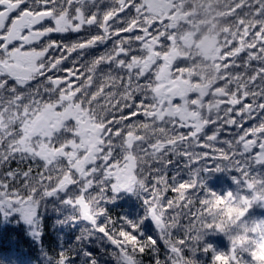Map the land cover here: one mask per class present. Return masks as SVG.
I'll return each instance as SVG.
<instances>
[{
  "label": "snow or ice",
  "instance_id": "snow-or-ice-1",
  "mask_svg": "<svg viewBox=\"0 0 264 264\" xmlns=\"http://www.w3.org/2000/svg\"><path fill=\"white\" fill-rule=\"evenodd\" d=\"M165 11L156 0H0V212L32 225L45 202L63 193L62 203L90 225L81 240L102 235L117 264H133L126 252L135 264H145V255L151 264H177L185 245L187 264H200V254L208 264H264V220H245L264 202V176L251 173L264 165V29L238 57L255 71L221 97L216 121H200L183 97L167 92L174 33ZM93 66L119 81L124 98L105 117L82 99L95 96ZM149 126L148 135L138 131ZM227 169L251 197L207 191L202 174ZM177 170H187V180ZM122 190L143 197V217L107 215L104 205ZM149 219L154 235L141 230ZM213 233L228 237V252L207 243ZM86 256L99 264L91 251ZM52 264L75 261L65 252Z\"/></svg>",
  "mask_w": 264,
  "mask_h": 264
},
{
  "label": "trees",
  "instance_id": "trees-1",
  "mask_svg": "<svg viewBox=\"0 0 264 264\" xmlns=\"http://www.w3.org/2000/svg\"><path fill=\"white\" fill-rule=\"evenodd\" d=\"M261 3H264V0H179L174 5L172 14L175 17L171 19V30L174 35L167 54L172 49L179 50V54L171 62L170 74L174 79L182 75L186 86L208 90L204 99L202 94L196 93L191 97L194 101L192 107L200 121H216L224 109L221 97L232 89L233 85L246 83L248 74L255 71L254 67H246L241 63L238 57L248 48L249 45L245 41L252 33L257 28L264 29V18H261L264 8L259 7ZM186 36L197 42L205 37L213 39L218 45V52L214 57H207L195 46L187 48L184 45ZM259 39L260 37L256 36L252 40V47L256 46ZM86 59L87 56L82 58ZM229 60L231 63H226ZM177 64L180 65L179 71L173 70ZM92 71L95 83L91 91L95 92V96L89 100L86 94L82 99L88 102L87 106L96 114L105 117L114 112L124 98L119 95V81L109 80L106 68L103 71H96V66H93ZM237 72L240 73L238 77L234 75ZM196 95L198 97H195ZM7 107L11 113L12 104H8ZM150 130L151 126L148 129H138L145 135H148ZM224 135L226 134H222L221 138ZM15 166L13 162V167ZM179 167L182 168L183 164L181 163ZM177 171L187 180V170ZM251 173L264 176V165L253 167ZM172 174V166H169L168 175ZM202 175L205 176L204 184L207 191L221 197L229 192L239 197V191L248 190L243 184L236 182L238 174L231 169ZM188 191L191 192L192 189ZM112 195L109 193V196ZM174 195L172 192L166 193L168 198ZM199 195L203 198L204 193ZM64 198V194L61 193L45 202L36 220L39 234L36 227L35 235L31 234L28 226L17 214L5 218L0 212V264H52V258L65 252L73 256L75 264H87L88 251L93 253L99 264H117V260L108 254L112 246L102 235L81 240L82 234L90 225L82 219L75 218V211L62 203ZM104 207L107 215L113 219L135 220L144 216L143 197L135 192L121 191ZM245 220L249 223L264 220V206L258 202L250 208ZM100 222H104V217H101ZM141 230L145 235H154L155 225L150 219L145 220ZM206 241L213 245L217 252L226 253L231 247L228 237L223 233L209 234ZM198 242L196 239L192 240V244ZM126 243L129 248L138 247L132 240ZM159 243L162 246V241ZM125 255L135 264V253L126 252ZM190 258V246L185 245L177 255V264H187ZM197 259L200 260V264H208L211 258L200 254ZM145 264H151L150 256L145 255ZM161 264H164L163 259Z\"/></svg>",
  "mask_w": 264,
  "mask_h": 264
},
{
  "label": "rangeland",
  "instance_id": "rangeland-1",
  "mask_svg": "<svg viewBox=\"0 0 264 264\" xmlns=\"http://www.w3.org/2000/svg\"><path fill=\"white\" fill-rule=\"evenodd\" d=\"M179 0H156V3L158 6H164L166 8L165 11V16H168L169 14H172V12L174 11V5L176 4V2H178ZM177 16V15H176ZM174 14L171 15V19L174 18ZM202 40L200 39L198 42L194 41L192 39V37L190 36H186L185 38V43L184 45L187 48H191L193 46H195L197 43H200ZM218 52V45L217 43L213 40V39H208V42L205 43L203 49L201 50V53H204L207 57H214L216 55V53ZM179 54V50L177 49H172L167 55L169 57L168 62H173L174 59L177 58ZM19 71L21 72H27L28 69L26 67H21L19 69ZM169 75V72H168ZM182 75H179V78L174 79L172 75H170V86L167 88V92L171 91L175 88L178 89L176 96L179 97H183L184 98V108L186 110H192V113L194 114V116L199 119L198 115H196L195 110L193 109L192 105H193V95L196 94H202V99L205 98V96L207 95V89L204 90H199L197 88H194L192 86H186L185 85V81L183 80L184 78L182 77ZM195 97H198L197 95ZM194 97V98H195ZM192 100V101H191ZM197 100V99H195ZM176 107H179V105H177ZM239 195L240 196H247V197H251L252 193L249 192L248 190H245L243 192L239 191ZM263 206H264V202H260ZM4 214V213H3ZM13 214H8L5 215V218H10ZM23 220V219H22ZM23 222L28 226L30 232L32 235H35V230H36V221L35 224L30 225L29 223H27L26 221L23 220Z\"/></svg>",
  "mask_w": 264,
  "mask_h": 264
},
{
  "label": "water",
  "instance_id": "water-1",
  "mask_svg": "<svg viewBox=\"0 0 264 264\" xmlns=\"http://www.w3.org/2000/svg\"><path fill=\"white\" fill-rule=\"evenodd\" d=\"M200 46H201V45H198L197 47L200 48ZM168 70H169V67H168V69H166V72H167V73H168ZM177 91H178V89L175 88V89H173V90H171V91H168V94H169V95L176 96Z\"/></svg>",
  "mask_w": 264,
  "mask_h": 264
}]
</instances>
